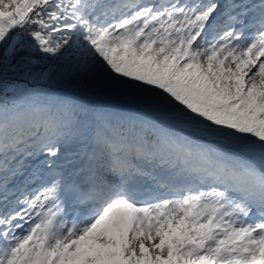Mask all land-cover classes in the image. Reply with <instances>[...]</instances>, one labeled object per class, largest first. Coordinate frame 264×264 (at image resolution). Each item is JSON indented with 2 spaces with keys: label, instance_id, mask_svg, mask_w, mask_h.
<instances>
[{
  "label": "snow or ice",
  "instance_id": "6c2138e0",
  "mask_svg": "<svg viewBox=\"0 0 264 264\" xmlns=\"http://www.w3.org/2000/svg\"><path fill=\"white\" fill-rule=\"evenodd\" d=\"M0 264H264V0H0Z\"/></svg>",
  "mask_w": 264,
  "mask_h": 264
}]
</instances>
